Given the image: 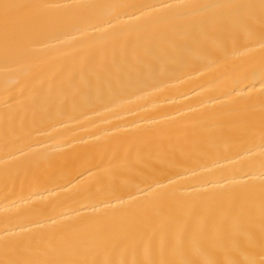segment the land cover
I'll return each mask as SVG.
<instances>
[{"label": "bare ground", "instance_id": "bare-ground-1", "mask_svg": "<svg viewBox=\"0 0 264 264\" xmlns=\"http://www.w3.org/2000/svg\"><path fill=\"white\" fill-rule=\"evenodd\" d=\"M0 264H264V0H0Z\"/></svg>", "mask_w": 264, "mask_h": 264}]
</instances>
